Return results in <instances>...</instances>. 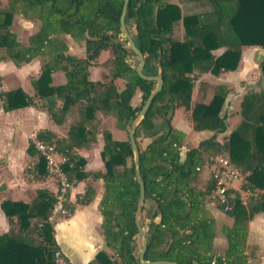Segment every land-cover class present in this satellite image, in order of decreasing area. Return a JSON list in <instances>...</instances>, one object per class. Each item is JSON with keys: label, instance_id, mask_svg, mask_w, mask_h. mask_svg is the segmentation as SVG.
<instances>
[{"label": "trees", "instance_id": "trees-1", "mask_svg": "<svg viewBox=\"0 0 264 264\" xmlns=\"http://www.w3.org/2000/svg\"><path fill=\"white\" fill-rule=\"evenodd\" d=\"M206 1L210 9L192 13H183L174 0H129L127 5V28L145 56L143 72L159 74L164 80L135 130L146 190L140 215L142 226L148 219L144 258L180 264H254L249 260L247 240L249 221L264 212V60L263 88H252L242 95L240 122L224 144L217 134L228 129V116L221 114L228 89L216 86L211 99L193 107L192 93L199 75L235 70L244 47L264 49V0ZM123 6L124 0H8L7 6H0V62L11 60L20 67L36 57L44 58L38 77L31 83L44 100L45 110L61 125L71 108L77 107L79 120L70 125L65 136L48 129L39 130L37 136L68 157L64 168L71 178L78 181L91 176L93 181L103 180L101 228L114 257L100 251L96 260L105 257L102 264H141L136 223L141 186L135 152L129 137L118 139L105 129L101 150L104 168L86 172L87 160L76 149L97 143L99 131L94 121L100 116L116 117L122 128L132 126L157 85L156 80L140 76L137 64L127 59L137 54L128 39L121 38ZM17 13L39 21L27 43L10 28ZM131 23L135 32L131 31ZM62 35L83 43L85 56L72 53ZM109 49L113 51L111 77L91 79L90 66ZM58 71L66 81L53 85L52 75ZM138 92L141 104L135 105L132 100ZM33 105V98L21 86L0 90V108L7 112ZM180 107L191 110L195 130L213 131L198 146H189L184 159L181 148L186 132L172 125ZM140 136L149 139L143 146ZM223 146L245 175L242 188L252 195L245 201L237 192L233 207L226 212L233 221L222 227L227 248L223 255H217L213 251L216 219L205 205L214 183L209 179L205 188L195 183L201 173L198 167L205 166L209 155L223 153ZM27 152L35 159L33 170L28 171L37 177L47 175L46 162L31 141ZM95 194L90 182L78 201L89 203ZM147 200L153 202L151 209L146 208ZM54 202L52 193L40 190L32 203L10 199L1 203L11 227L0 234V264H52L53 251L59 248L49 221ZM32 218L37 220L32 222ZM32 225L41 237L39 242L28 237Z\"/></svg>", "mask_w": 264, "mask_h": 264}, {"label": "rangeland", "instance_id": "rangeland-1", "mask_svg": "<svg viewBox=\"0 0 264 264\" xmlns=\"http://www.w3.org/2000/svg\"><path fill=\"white\" fill-rule=\"evenodd\" d=\"M203 3L200 7H192V8H184V10L195 11V10H207L210 9L211 6L206 0H203ZM3 5V4H2ZM25 19L21 17L20 15H14L11 27L16 31V33L19 35V38L21 40H25L27 36L33 31L35 32L37 28L36 26H39V23H35L33 20L31 22H24ZM35 29V30H34ZM131 31L135 32L134 25L131 23ZM66 40L71 45V52L78 54L80 56H85V47L83 43L76 41L72 37L68 36L65 37ZM121 38L124 39L125 35H121ZM260 47L258 46H249L244 47L242 50L241 60L239 62L238 67L233 70L232 72H221L220 74H212V73H205L202 75H199L195 80V86L192 93V107L195 105V103L199 101H208L211 99L214 88L216 86H224L228 89V94L225 99V102L221 109V114H226L227 117V123H228V129L225 133H219L217 134V139L224 144L226 142L227 136L229 133L237 126V124L240 122L241 115H240V102L242 99V95L249 89H255L260 90L263 88V80H262V73L261 68H259V65L256 60V52L259 50ZM113 57V51L112 49L105 50L102 52L101 56L90 66V78L91 79H101L105 80L107 77H111L110 74V66H111V60ZM128 61L136 65L139 61L138 56L134 54H130L127 57ZM45 61L44 58L37 59L35 63H32L29 67H27L26 70L21 73L18 78L19 79H12L13 75H16L12 72H7L3 68V72L5 75V88L11 89L13 82L15 84L23 83L24 89L31 95V97L34 100V105L31 106L30 111L21 114L19 116L20 120L23 125V129L28 130L26 132L24 131H16V125L13 123V119L15 116H18L20 112L18 110H9L7 112L6 108H0V153H4L8 151V148L10 146V142L12 140V145H14V148H12V159L14 160V164L12 165V168L10 170H24L23 176L27 173L28 170H33V166L35 164V159L33 158L32 161L29 160V157L26 154H23L21 156L19 149L24 147V150L27 148L29 142V134L30 130H34L36 134L39 132L38 128L45 127L51 128L54 126H58L59 128L58 133L61 136H65L69 130V127L72 123L77 122L79 120V114L77 107L71 108L69 111L66 120L63 124L58 125L48 114V112L45 110L44 107V100L40 98L34 91L33 85L31 83L32 79L35 77H38L40 73L39 66L43 64ZM38 71V72H37ZM223 73V74H222ZM222 74V75H221ZM2 78V77H1ZM15 80V81H14ZM18 80V81H17ZM59 80V78H57ZM66 80L64 76V81ZM118 83H122L121 80H118ZM133 104L140 105L141 104V93L138 92L133 100ZM14 111V113L12 112ZM185 116L188 117L189 120L192 119L191 117V110H184ZM10 112V113H9ZM9 113V114H8ZM100 116V115H99ZM100 119L95 120L94 123L98 126L99 134H102V132L105 129H111L113 130V134L115 137L119 139H127L129 137V130L131 126H128L127 128L119 127L117 118L114 116H105V117H99ZM105 120V121H104ZM25 121L27 123H25ZM173 121V120H172ZM192 123L194 124V121L192 120ZM35 124V126L31 125ZM37 125H40L38 127ZM176 125V123L174 124ZM33 128V129H32ZM195 130V129H194ZM197 131V130H196ZM29 132V133H28ZM21 133V135H20ZM22 133L24 134L25 141L23 140L19 141V138L22 137ZM213 134V131L211 130H204L201 137L209 138ZM148 138H144L143 136L139 137V142L143 146L148 142ZM200 136L193 135L191 133L190 137V145L193 143H199L200 142ZM199 141V142H198ZM20 146V148L18 147ZM226 147H222V151L225 152ZM220 153V152H219ZM206 153L205 155L207 156ZM209 155L210 156H213ZM16 166V167H15ZM0 170H7V169H0ZM202 174L199 180L195 183L200 188H205L207 185V182L210 178L209 170L206 168V166L201 170ZM241 197L247 201V199L252 195L250 191H246L243 188H241ZM257 195L256 193L254 196ZM206 200L209 202L208 206L212 207L218 216V222L216 225V238H217V245L215 247V253L217 255H223L224 249L227 245V239L225 235L222 232V227L225 224L230 225L231 219H229V216L226 212H224L218 205L211 202L209 197L206 198ZM153 206V202L151 200L146 201V208L151 209ZM144 216L146 214L145 211L142 213ZM254 219H262L261 222H264V212H260L259 214L255 215L250 221H253ZM262 236L263 234L260 232L258 233V230L251 229L250 235L248 236L247 240V251L249 255V260L253 262L256 259L260 260V255H258V243L261 239L258 237ZM139 246H142V240L139 239ZM253 257V261L251 260V257ZM254 263V262H253Z\"/></svg>", "mask_w": 264, "mask_h": 264}, {"label": "crops", "instance_id": "crops-1", "mask_svg": "<svg viewBox=\"0 0 264 264\" xmlns=\"http://www.w3.org/2000/svg\"><path fill=\"white\" fill-rule=\"evenodd\" d=\"M177 2L181 8L183 13H192V12H201L203 10H195V11H190L188 12L187 10H184V8H192V7H200L203 3V0H174ZM3 4V5H2ZM8 4V0H1L0 6L5 7ZM16 15V14H15ZM17 15H20L23 17L24 22H31L32 20L35 23H39L38 20L36 19H28L24 17L23 15L17 13ZM39 25V24H38ZM39 26H36L35 29H38ZM11 30L16 33V31L10 26ZM34 29V30H35ZM33 33V31L31 32ZM30 33V34H31ZM29 34V35H30ZM18 39L23 42L27 43L29 35L27 38L23 41L19 38V35L16 33ZM63 37H68L69 35H62ZM71 37V36H70ZM68 42V41H67ZM70 46V51H71V45L68 42ZM249 47V46H246ZM259 47V46H258ZM223 50V49H221ZM220 50V51H221ZM262 48L260 47L259 50H257L255 56L256 60L258 63V57L260 56L259 53H261ZM219 51V50H218ZM217 51V52H218ZM219 51V52H220ZM73 53V52H72ZM42 57H36L34 58L31 62L23 64L22 66L18 67L15 65V63L11 60H6L0 62V74H1V84L2 88L6 90L5 88V75L3 72V68L7 72H12L15 73L16 75L12 76V79H19L18 76L23 73L24 70L27 69L32 63H35L37 59H40ZM41 68V65L39 66ZM38 72V71H37ZM232 72V71H225V73ZM223 74V73H222ZM221 74V75H222ZM52 84L53 85H59L62 83H65L64 81V74L61 71L55 72L52 75ZM59 78V80H57ZM96 80V79H94ZM15 81V80H14ZM18 81V80H17ZM23 87V83L20 84H15L13 82L12 88L14 89L16 87ZM9 90V89H7ZM30 111L31 106L20 108V109H15L20 112L18 116H15L13 119V123L16 125V131H28L23 129L24 123L21 122L19 116L21 114ZM14 110V111H15ZM185 109L183 107H180L176 110L172 125L178 129H181L186 132V140L184 146L181 148V157L182 159L185 158L187 148L189 146H198L199 143H193L190 145V137L191 133L193 135H196L197 137L200 136V139H202L201 135L204 130L201 131H196L194 130V124L192 123V119L189 120L188 117L185 116ZM14 111H12L14 113ZM10 113V112H9ZM8 113V114H9ZM28 113V112H27ZM103 117V116H102ZM105 121V120H104ZM28 122V121H27ZM25 121V123H27ZM176 123V125H174ZM35 126V124H31ZM59 125V124H58ZM40 127V125H37ZM58 126H54L51 128H47L48 130H52L55 133H58L59 128ZM33 129V128H32ZM41 130L46 129L45 127L38 128ZM113 132L112 128L109 129ZM34 130H30L29 132H32ZM99 131V129H98ZM28 132V133H29ZM21 135V133H20ZM59 135V134H58ZM114 135V134H113ZM61 136V135H59ZM115 137V136H114ZM117 138V137H115ZM119 139V138H118ZM205 139V138H204ZM13 140V139H12ZM12 140L10 142V146L8 148V151L4 153H0V169H7V170H0V234L6 233L10 230V222L5 214L4 210L2 209L1 203L4 200L10 199L14 201H24L26 203H32L40 190H47L50 193H52L55 197L56 195V190H57V185L56 182L53 178H51L48 175L41 176L39 177L33 175L29 171L23 176L24 170H10L12 168V165L14 164V160L12 159V148H14V145H12ZM23 140L25 141L24 134L22 133V137L19 138V141ZM200 140V141H201ZM30 142V140H29ZM27 141V144L29 143ZM199 142V141H198ZM103 138L102 134H98V141L94 145H92L89 148H78L76 149L77 152L82 155L83 157L86 158L87 163L85 164V171L86 172H91L94 170H99L104 168V162L101 156V150L103 149ZM29 145V144H28ZM20 148V146H18ZM1 148V146H0ZM28 148V146H27ZM27 148L24 150V147L19 149V152L21 153L20 155L23 156V154H26L29 157V160L32 161L33 157L30 156L27 152ZM16 167V166H15ZM202 171L200 173L199 179L201 177ZM198 179V180H199ZM91 182V185L95 188V197L93 198L92 201L89 203H80L78 201V197L82 195L88 183ZM104 187H103V180L98 179L96 181L92 180L91 176H87L84 179L78 180L72 191L69 193L68 196V206L70 210L69 213L64 214V215H57L55 216L50 222L52 223L53 227V235H54V240L56 243V246H58L66 257L69 259L71 264H102L101 261H105V257H103L101 260L97 261V254L100 251H105L107 252L112 258L114 257V251L112 250L111 247H109L106 243V240L104 238V235L102 233V228H101V223H102V214L100 211V199L103 195ZM208 201H205L206 207L209 209V211L212 213V215L216 219V225L218 222V216L212 207L208 206ZM52 210L50 211L49 216L51 215ZM260 213V212H259ZM257 213V214H259ZM256 214V215H257ZM229 219H231V222L233 221L232 217L230 215ZM36 218H32V222L36 221ZM159 220V217L156 218V221ZM262 219H254L253 221H249L248 224V229H249V234L251 232V229H257L258 233H262V236H259L258 238L261 239L260 242L257 244L259 249H258V255H260V260L256 259L254 260L253 257H251V260L254 262V264H264V222H261ZM145 225L143 226L145 233L148 228V219L145 221ZM28 237L33 238L34 240H37L38 242L41 241V237L37 232L34 230L33 225L30 227V230L28 229ZM139 239L141 238L140 236L138 237ZM142 240V239H141ZM138 241V239H137ZM139 244V241H138ZM217 245V238L215 237L214 239V244H213V251L215 252V247ZM227 248V245L224 249V252ZM248 252V251H247Z\"/></svg>", "mask_w": 264, "mask_h": 264}, {"label": "built area", "instance_id": "built-area-1", "mask_svg": "<svg viewBox=\"0 0 264 264\" xmlns=\"http://www.w3.org/2000/svg\"><path fill=\"white\" fill-rule=\"evenodd\" d=\"M1 76V74H0ZM3 89L2 85L0 90ZM29 140L35 146L37 152L46 162L47 175L53 178L57 185L55 202L52 213L49 216L51 221L57 215H64L70 212L68 196L77 180L71 178L64 164L68 157L62 153L54 144L47 143L38 138L35 132H30ZM214 186L208 197L214 204L218 205L224 212L233 207L234 198L237 192L241 191L245 175L232 162L228 152L211 156L205 164ZM204 166V167H205ZM203 167V168H204ZM203 168L198 167V170ZM70 209V210H69ZM52 264H71L62 249L56 248L52 255Z\"/></svg>", "mask_w": 264, "mask_h": 264}, {"label": "water", "instance_id": "water-1", "mask_svg": "<svg viewBox=\"0 0 264 264\" xmlns=\"http://www.w3.org/2000/svg\"><path fill=\"white\" fill-rule=\"evenodd\" d=\"M128 2H129V0H124V6H123V10H122L121 17H120V25H121L122 32L125 35V37L128 39L129 45L132 47V49L135 51V53L137 54V56L139 58V61L136 65V70H137L138 74L144 78L157 81V85H156L155 89L151 92V94L149 95V97L145 101V104L143 105L142 109L140 110L138 117L133 121L132 126L130 127V130H129L130 142H131L132 148L135 152L136 176H137V179H138L140 186H141L140 198L138 200V204H137V208H136V223H137V226L139 229L140 237L142 239V248H141L140 253H139V260H140L141 264H180V263L175 262V261H166V260L150 261V260H146L144 258V254H145L146 249H147L148 240H147L145 230L141 224L140 215H141L144 203H145L146 190H145L144 182L142 180L141 172H140L139 149H138V145H137V142L135 139V130L137 128L139 120L145 116L153 98L162 89L164 80H163L162 76L159 74L146 75L143 72L145 56H144L143 52L140 50V48L136 45V42H135L133 36L131 35V33L128 30L127 25H126V13H127ZM259 54H260V56L257 59H258L259 68H261V62L264 60V49H262L261 53H259ZM261 73H262V71H261Z\"/></svg>", "mask_w": 264, "mask_h": 264}]
</instances>
